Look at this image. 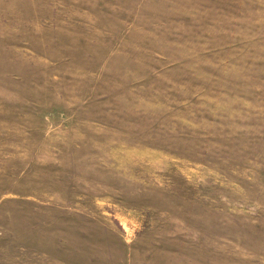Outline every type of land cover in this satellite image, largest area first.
<instances>
[{
  "label": "rangeland",
  "instance_id": "obj_1",
  "mask_svg": "<svg viewBox=\"0 0 264 264\" xmlns=\"http://www.w3.org/2000/svg\"><path fill=\"white\" fill-rule=\"evenodd\" d=\"M0 264H264V0H0Z\"/></svg>",
  "mask_w": 264,
  "mask_h": 264
}]
</instances>
